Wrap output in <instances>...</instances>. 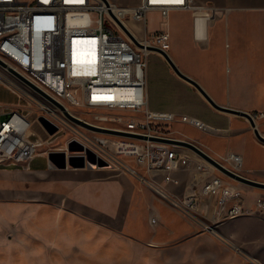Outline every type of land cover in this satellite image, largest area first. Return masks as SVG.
Returning a JSON list of instances; mask_svg holds the SVG:
<instances>
[{"label": "built area", "instance_id": "2783aa9c", "mask_svg": "<svg viewBox=\"0 0 264 264\" xmlns=\"http://www.w3.org/2000/svg\"><path fill=\"white\" fill-rule=\"evenodd\" d=\"M216 10L222 11L199 0H140L135 5L114 0H0V84L27 105L25 109L0 108V165L27 166L40 155L52 154L42 152L45 141L34 137L30 116L59 119V114L66 115L59 103L91 125L135 135L99 132L82 125L85 131L113 137L109 148L75 131L76 138L112 169L127 172L206 230L215 232L224 221L256 211L264 214L263 195L255 199L254 208H248L244 190L226 178L235 179L204 161L184 165L188 156L182 148L187 147L167 142L176 138L163 132L176 117L148 107L147 58L153 47L167 54L171 49L167 29L148 30V13L158 11L168 18L172 11ZM128 21L142 26L143 35ZM77 45L88 53L79 64L73 59ZM77 109L88 110L92 116L84 119L75 113ZM251 114L255 121L264 117V112ZM123 158L133 159L135 166ZM217 160L237 173L244 168L242 156L235 152ZM179 169L195 171L184 193L177 190Z\"/></svg>", "mask_w": 264, "mask_h": 264}, {"label": "rangeland", "instance_id": "374dc122", "mask_svg": "<svg viewBox=\"0 0 264 264\" xmlns=\"http://www.w3.org/2000/svg\"><path fill=\"white\" fill-rule=\"evenodd\" d=\"M114 1L119 4L125 2ZM199 1L211 4L209 1ZM202 12L172 11L166 19L160 12L150 11L148 30H169L172 46V43L181 44L185 41L189 30L193 29V40L196 43L195 25ZM221 12L227 13L228 10L224 8ZM128 25L139 36L143 35L142 26L138 23L128 21ZM171 51L173 49H170L169 54ZM258 66L260 84L255 86L261 88L264 94V63ZM3 106L6 110L27 107L17 94L0 84V108ZM75 113L86 119L92 116L84 109H77ZM32 114L30 117L34 120L33 135L36 139H44L42 152L59 154L55 157L52 155V163L58 166L63 165L65 161L67 167L74 170L93 168V159L87 152L90 148L76 138L75 131H83L95 142L109 148L114 141L111 136L85 131L81 124L70 120L66 115L59 114V119L46 117L50 122L47 127L42 121L43 115ZM163 132L176 139L192 142L204 151H208L205 145H210L222 156L230 152V141L225 136L228 132L209 129L203 123L195 125L190 121V117L174 118L163 128ZM73 142H77L81 147H73ZM182 150L187 152L188 156L185 157L184 165L187 162H203L202 158L189 148ZM40 157L37 159L38 163L43 160ZM123 159L135 166L133 159ZM14 167L18 166L0 165V169L7 168L10 171ZM103 169L116 176L120 175L119 179L112 177L117 180L110 182L107 187L109 192L115 190L113 184L118 183L128 191L122 199L125 201L126 218L122 211L113 216L99 212L95 213L94 221L84 222L69 215L56 213L53 203H29L26 195L28 184L23 182L22 174L0 170V264H264L263 260L255 257L260 252L255 256L251 253L256 245L261 247L260 244L247 245L245 236H235L237 231L245 235V219L235 221L240 218L237 217L226 220L217 226L215 232L206 230L194 219L171 207L127 172L112 167ZM192 171L188 178L191 181L195 174V171ZM214 173L219 174V171ZM128 177H131L134 184ZM226 179L241 187L247 197H253L252 192L258 190L254 186ZM133 185H136L134 188L137 195L131 192ZM81 186L79 181V187ZM94 192L102 195L95 184ZM252 215L264 216L259 211ZM153 218L157 221L153 222Z\"/></svg>", "mask_w": 264, "mask_h": 264}, {"label": "crops", "instance_id": "0c3cea01", "mask_svg": "<svg viewBox=\"0 0 264 264\" xmlns=\"http://www.w3.org/2000/svg\"><path fill=\"white\" fill-rule=\"evenodd\" d=\"M124 1L122 5H135L140 0ZM205 1L221 9L226 8L228 12L203 11L195 25L196 43L191 29L181 44L172 43L173 51L169 55L219 104L250 113L264 112V94L255 86L260 84L258 65L264 63V0ZM147 61L145 93L149 109L174 117H190L195 125L203 123L209 129L228 132L225 136L231 145L229 153L242 156L243 175L264 183V142L255 135L249 120L211 106L192 84L175 73L160 53L151 52ZM256 123L264 136V117L257 119ZM205 146L208 149L205 151L211 156L216 159L222 157L212 146ZM40 156L43 160L39 163L36 157L27 166L17 165L11 171L0 169L1 172L22 174L23 182L28 184L26 195L29 203H53L56 213L84 222L94 221L95 213L99 212L113 216L122 211L126 218L125 201L122 199L127 189L118 183L113 184L116 189L112 192L107 190L110 182L120 178L119 174L116 176L103 168L74 170L53 164L46 155ZM190 172L179 169L175 173L181 179V185L177 187L180 193L190 189ZM128 179L134 184L131 177ZM94 184L102 195L95 194ZM134 187L136 185L131 192L137 195ZM252 193L253 197L246 196L248 208H254V196H264V189L258 188ZM239 219L246 220V232L243 235L237 231L235 236H245L247 245L260 244L261 247L256 245L251 253L255 256L260 252L255 257L264 261V216L248 214L235 221Z\"/></svg>", "mask_w": 264, "mask_h": 264}, {"label": "water", "instance_id": "95a60500", "mask_svg": "<svg viewBox=\"0 0 264 264\" xmlns=\"http://www.w3.org/2000/svg\"><path fill=\"white\" fill-rule=\"evenodd\" d=\"M125 31L129 34V36L135 41V43H137L138 45H140V43L133 37V35L124 27ZM153 50L161 53L163 55V57L166 59V61L169 63V65L172 67V69L175 71V73L182 78L183 80L189 82L190 84H192L200 93L201 95L211 104V106H213L215 109L222 111V112H226V113H231V114H236V115H240L243 116L245 118H247L251 124V127L254 130L255 135L264 142V136L260 133L258 127H257V123L255 121V119L253 118L252 114L250 112L244 111V110H240V109H236V108H232L229 106H225L222 104H219L217 101H215L211 95L204 89V87L193 77H191L190 75L186 74L185 72H183L180 67L175 63V61L172 59V57L167 54L166 52L162 51L159 48L153 47ZM0 63H2L0 61ZM3 64V63H2ZM19 75V74H18ZM20 76V75H19ZM22 77V76H20ZM23 78V77H22ZM24 80H26L28 83H30L27 79L23 78ZM32 84V83H30ZM32 86H34L38 91H40L42 94H44L45 96H47L43 91H41L39 88H37L35 85L32 84ZM50 98V97H49ZM51 100H53L52 98H50ZM54 101V100H53ZM57 103V102H56ZM61 109L65 112L66 116L73 120L76 123H79L91 130H95V131H99V132H107V133H112V134H118V135H125V136H135L129 133H125V132H121L115 129H109V128H103V127H97L94 125H91L83 120H81L80 118L71 115L70 113H68L65 110V107L59 103H57ZM43 123L49 127L50 122L46 119V118H42ZM157 140H166V139H157ZM167 142H174V143H178L180 145H183L189 149H191L192 151H194L197 155H199L200 157H202L203 159L207 160L208 162H210L211 164H213L218 170H220L221 172L225 173L226 175L230 176L231 178L235 179L236 181H239L241 183L250 185V186H254V187H258V188H262L264 189V183L248 178L242 174H239L237 172L232 171L231 169L227 168L226 166H224L221 162H219L215 157L211 156L210 154H208L206 151H204L202 148H200L198 145L186 141V140H180V139H169L167 140ZM94 162V165H92L93 168H110L111 164L106 161L104 158L97 156V154L91 150L88 149L87 151ZM53 154L49 155V160L52 162V160L54 159ZM62 167H66V162H63V165H61Z\"/></svg>", "mask_w": 264, "mask_h": 264}, {"label": "bare ground", "instance_id": "6f19581e", "mask_svg": "<svg viewBox=\"0 0 264 264\" xmlns=\"http://www.w3.org/2000/svg\"><path fill=\"white\" fill-rule=\"evenodd\" d=\"M116 2V1H115ZM87 52H84L80 45H77L76 48L73 50V59L77 64L85 61L87 59ZM85 119V118H84ZM191 150V149H190ZM202 158V157H201ZM203 159V158H202ZM204 162H206L212 169L214 168V165L208 162L207 160L203 159ZM234 167L235 165L232 164ZM239 173L243 174L242 170H237Z\"/></svg>", "mask_w": 264, "mask_h": 264}, {"label": "trees", "instance_id": "16d2710c", "mask_svg": "<svg viewBox=\"0 0 264 264\" xmlns=\"http://www.w3.org/2000/svg\"><path fill=\"white\" fill-rule=\"evenodd\" d=\"M73 147H81L77 142H73ZM59 154H57V153H55V154H53V156L55 157V156H58Z\"/></svg>", "mask_w": 264, "mask_h": 264}]
</instances>
